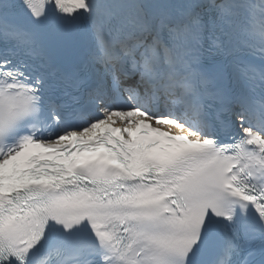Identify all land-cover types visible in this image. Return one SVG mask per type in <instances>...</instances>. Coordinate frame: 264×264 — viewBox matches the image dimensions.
Instances as JSON below:
<instances>
[{
	"label": "snow or ice",
	"instance_id": "obj_1",
	"mask_svg": "<svg viewBox=\"0 0 264 264\" xmlns=\"http://www.w3.org/2000/svg\"><path fill=\"white\" fill-rule=\"evenodd\" d=\"M0 264H264V0H0Z\"/></svg>",
	"mask_w": 264,
	"mask_h": 264
}]
</instances>
